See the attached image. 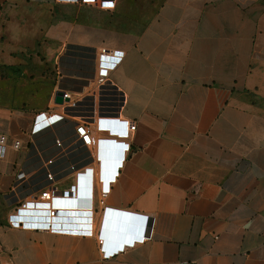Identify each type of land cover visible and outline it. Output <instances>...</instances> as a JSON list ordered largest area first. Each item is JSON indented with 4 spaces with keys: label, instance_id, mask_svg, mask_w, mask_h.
Masks as SVG:
<instances>
[{
    "label": "crops",
    "instance_id": "1",
    "mask_svg": "<svg viewBox=\"0 0 264 264\" xmlns=\"http://www.w3.org/2000/svg\"><path fill=\"white\" fill-rule=\"evenodd\" d=\"M80 1L95 2L0 0V134L8 138L1 263L264 264V0H160L140 29L105 37L103 48L122 56L111 59L98 95L87 92L74 60L78 14L64 18V7ZM83 42L91 54L97 48ZM54 55L56 85L45 65ZM65 68L77 78H65ZM57 90L70 100L55 103ZM115 114L136 127L101 201L105 146H85L75 126L94 128L95 119L109 134ZM85 167L94 169L90 207H61L71 213L57 219L73 227L41 229L42 220L26 217L13 224L16 204L49 187L75 197ZM105 207L154 218L151 237L103 258L97 232ZM86 223L91 234L82 232Z\"/></svg>",
    "mask_w": 264,
    "mask_h": 264
},
{
    "label": "built area",
    "instance_id": "2",
    "mask_svg": "<svg viewBox=\"0 0 264 264\" xmlns=\"http://www.w3.org/2000/svg\"><path fill=\"white\" fill-rule=\"evenodd\" d=\"M101 56L105 59L106 65H101L99 67V74L100 77H106L112 62H109V59H114V62L119 61L121 59L122 54L120 52L110 53L107 49H101ZM102 59V60H103ZM64 97L69 96L67 93H63ZM75 103H72L74 105ZM55 115V114H53ZM62 115L58 117L61 118ZM107 116V115H106ZM101 117H99V122ZM109 118V128L113 131H110L109 134L106 133L105 128L101 127V124L98 123L97 127L95 126V119H94V128L90 127L89 123L80 121L76 123L75 132L77 137L81 140V142L87 147H94L96 146L99 148V145L102 144L103 141L107 140H114L119 145L116 147L115 151L117 154L122 153L123 158L125 152L129 148V143L125 141L129 137L130 132L135 130V124L132 121L127 119H120L117 116H108ZM93 121V120H92ZM107 125V124H106ZM99 132L101 135L97 136L95 139L94 135ZM8 145V138L4 134H0V158H3L6 153V148ZM60 145V143H57ZM11 146L14 149H18L21 146V142L19 140H12ZM122 158V160H123ZM122 160L120 161L121 165ZM51 160H48L47 163H50ZM114 171V174H110V172L106 169L101 172L102 176L99 177V180L102 182V190H101V201H103V197L107 194L109 187L108 183L110 180H113L117 169ZM104 169V168H102ZM93 167H85L83 171L77 172V184H78V192L75 197L68 196V195H61L56 193V191L49 187L43 191H41L38 195H32L28 198L24 199L20 203L16 204L14 207V214L11 215L12 222L14 225L18 226L22 223L21 217L26 218H34L42 220L40 226L41 229H47L51 231H59L63 228L58 226V212L62 209L61 207L67 206H84L90 207V194L91 191V184H92V176H93ZM23 175L19 173L17 175V179H21ZM103 177V178H102ZM48 180H52V174H47ZM14 204V202L12 203ZM109 209L105 207V211ZM44 221V222H43ZM135 222H140L139 228L132 229V237L130 241H118V240H111L106 238L103 233V229L100 227L99 231L97 232V239L100 245V251L103 258H110L113 255L117 254L120 250L124 248V244L133 245L134 241L143 242L151 237L152 226L154 223V218L146 217V216H139L135 219ZM24 223V222H23ZM22 223V224H23ZM86 228L82 230V232L91 234L92 230L91 227L86 223ZM74 232H81L80 230H74ZM0 264L1 260H0ZM178 264H196L192 261H181Z\"/></svg>",
    "mask_w": 264,
    "mask_h": 264
},
{
    "label": "rangeland",
    "instance_id": "3",
    "mask_svg": "<svg viewBox=\"0 0 264 264\" xmlns=\"http://www.w3.org/2000/svg\"><path fill=\"white\" fill-rule=\"evenodd\" d=\"M94 1L95 2L80 1L74 5L65 6L64 18L65 22L66 20L72 21L73 19L75 20V16L78 14L77 20L80 25L81 42L79 47H77L79 53H76V49H74V57L76 58L74 60L80 62V77L83 80H89L90 85L88 87L86 86L87 92L91 95H98V86L107 80V76L100 77L96 71L95 76L90 73L91 68L88 65L91 63L89 60L90 55L98 60L100 57L99 54H101V49L105 46L104 39L106 36L109 38L110 32H112L111 35L114 37V32L116 31H135L140 29L144 25V21H146L148 17L155 12L157 4L160 0H115L111 7H103L100 3H103L104 0ZM89 38L97 41V44L95 45L97 48H91L92 54L88 52V48L92 45L87 47L88 44L83 42V39ZM83 46H86L87 49ZM70 49V44L65 45L62 50L63 54L66 50ZM102 59L103 58H101V62L99 64L97 63L98 65L96 66V69H98L101 65H106V62H102ZM56 60V55H54L51 61L45 63V65L48 66V71L51 72L52 82L54 85L57 84V80H59V77L62 76L61 73H57L56 67L58 64L56 63ZM108 61L111 62V59ZM67 67H70V65ZM68 69L65 68L64 70L66 73L64 75L65 78H77L78 75H72L69 72L71 68L69 70ZM57 91L64 93L62 90ZM57 91H55V94ZM99 135H101V133L97 132L94 135L95 139Z\"/></svg>",
    "mask_w": 264,
    "mask_h": 264
},
{
    "label": "water",
    "instance_id": "4",
    "mask_svg": "<svg viewBox=\"0 0 264 264\" xmlns=\"http://www.w3.org/2000/svg\"><path fill=\"white\" fill-rule=\"evenodd\" d=\"M70 100L69 96H65L63 92L57 91L54 96V102L57 104H63L64 102H68ZM113 116H117L116 114ZM102 145L105 146L103 148V163L102 168L107 169L111 176L114 174V171L120 164V161L123 158V154H117L113 156L110 154V149L112 151L113 148L117 147L119 144L116 143L114 140H107L103 141ZM107 146V148H106ZM111 155V156H110ZM113 158V160H112ZM111 160V161H110ZM70 207V206H67ZM60 214H70V210H60L58 212ZM88 214V212H85ZM139 216L137 214L127 212V211H120L116 209H107L104 211L103 221L101 228L103 229V233L106 238L111 240H120V241H130L132 237V229L135 223V219ZM58 226L61 228H71L73 226L62 225L58 223Z\"/></svg>",
    "mask_w": 264,
    "mask_h": 264
},
{
    "label": "bare ground",
    "instance_id": "5",
    "mask_svg": "<svg viewBox=\"0 0 264 264\" xmlns=\"http://www.w3.org/2000/svg\"><path fill=\"white\" fill-rule=\"evenodd\" d=\"M66 1H70V0H66ZM99 58H98V60L97 59H94L93 60V63L91 64V66L92 67H94V68H96V66L101 62V58L103 57V56H101V54H99ZM105 61V59H103V61L102 62H104ZM98 63V64H97ZM86 71V70H85ZM96 72L98 73V75L100 76V74H99V67H98V69H96ZM92 73V72H91ZM69 77V76H68ZM74 77V76H73ZM76 77V76H75ZM50 158V157H49ZM48 158V159H49ZM103 162V161H102Z\"/></svg>",
    "mask_w": 264,
    "mask_h": 264
}]
</instances>
